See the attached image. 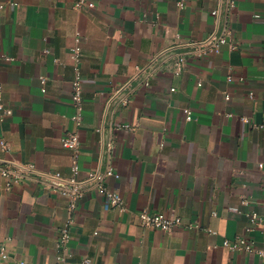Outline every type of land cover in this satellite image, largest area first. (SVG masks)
<instances>
[{
	"label": "crops",
	"instance_id": "0c3cea01",
	"mask_svg": "<svg viewBox=\"0 0 264 264\" xmlns=\"http://www.w3.org/2000/svg\"><path fill=\"white\" fill-rule=\"evenodd\" d=\"M76 1L0 0V84L10 112L0 120V142L9 145H0V168H35L11 186L0 170V264H264L255 252L264 251V0ZM213 32L228 43L198 55L192 43ZM78 35L80 127L72 120ZM180 56L186 63L176 73ZM67 131L81 139L78 179L112 165L119 177L107 185L124 210L93 189L71 209L43 175L73 176L72 152L61 144ZM143 210L183 225L144 227ZM239 237L255 251L224 245Z\"/></svg>",
	"mask_w": 264,
	"mask_h": 264
},
{
	"label": "built area",
	"instance_id": "2783aa9c",
	"mask_svg": "<svg viewBox=\"0 0 264 264\" xmlns=\"http://www.w3.org/2000/svg\"><path fill=\"white\" fill-rule=\"evenodd\" d=\"M185 0H180L179 5L183 6ZM95 6L93 0H77L75 3L76 8H92ZM231 6H235L234 2H231ZM221 8L218 7L212 11V14L216 17V21L219 22ZM259 17V15H256ZM228 43V38L226 35L219 36L217 32L211 33L207 38H205L200 43L194 42L193 46H196L198 55H206L208 53H219L221 51L222 45ZM232 48L234 47L231 45ZM49 50H46V52ZM71 57L76 65L77 76L73 81L72 86V105L74 107V114L72 120L76 126L80 127L83 124V83L81 78V72L79 65L82 59V48L80 45V36L76 38V44L71 49ZM10 60V58H7ZM186 63V57L180 56L176 62V73H179L184 64ZM47 78L45 76L41 77V83L43 85V91H46ZM174 90V89H172ZM228 98V96H226ZM183 112L187 120H192V111L189 108H183ZM10 112L5 107L3 102V86L0 84V120L8 115ZM264 127V124L261 125ZM61 144L64 148L72 152V171L73 176L65 177L61 173H45L48 178L53 179L59 184L60 192L65 196L70 198V207L74 209L77 202L83 196L84 190L93 189L100 192L106 203L113 208L124 210L125 203L122 195L116 191L109 188L107 185V180L111 177L118 178L119 175L115 172L112 165H109L106 169L97 168L87 174V176L80 180L77 175L79 172L78 158L80 154L81 139L80 135L76 131H67L61 137ZM0 145L3 149H8L9 145L4 140H1ZM2 175L7 180V186H11L13 183L21 182L25 179V174L28 172H35L33 165L29 164L18 169H13L11 166H3L0 168ZM140 223L144 227L157 229L163 232H172L176 228L183 225V220L180 216L173 214H167L163 212H155L150 210H143L139 213ZM71 223L68 221L66 226L61 230L60 233V244L66 245L71 238ZM213 233L215 231L209 230ZM224 245L232 250H246L248 252H253L254 247L250 245L244 237H239L233 242L225 240ZM264 258V251H255ZM1 255L4 259L8 257V254L4 248H2ZM64 259L61 257L57 264H63ZM19 264H38L29 262L26 260L21 261ZM82 264H94L90 258H85Z\"/></svg>",
	"mask_w": 264,
	"mask_h": 264
}]
</instances>
